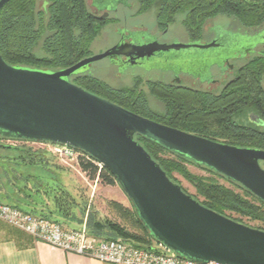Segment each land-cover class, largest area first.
Instances as JSON below:
<instances>
[{"label": "trees", "instance_id": "1", "mask_svg": "<svg viewBox=\"0 0 264 264\" xmlns=\"http://www.w3.org/2000/svg\"><path fill=\"white\" fill-rule=\"evenodd\" d=\"M136 1L139 6L137 13L153 9L161 26L174 22L179 15L182 26L192 39H199L207 19L213 18L226 6L236 7L240 22L246 27H255L264 21V0H256L259 2L254 4V19L245 17L251 11L245 10L244 5L236 6L231 0ZM42 3L46 4L45 9ZM97 19L89 11L86 0H10L0 11V54L6 63L15 66L41 70L68 67L89 55V48L104 24ZM35 48H40L44 55H36ZM258 62L256 69L251 65L243 68L244 73L232 84L236 87L231 86L225 97L197 98L195 108L183 107L181 101L168 99L165 114L156 120L218 142L264 150V127L246 120L248 114H253L264 124V58ZM83 79L106 90L109 101L141 116H151L145 102L132 88L108 89L96 79L88 76ZM152 92L159 94L155 88ZM186 108L193 112L182 113ZM193 113L205 117V122L187 125L185 118ZM175 121L180 123L173 125ZM3 138L0 136V202L56 221L65 228L80 224L86 203L82 204L81 198L73 195V188L64 179L63 166H58L50 156L54 154L43 148L28 146L30 141L27 140L23 145L8 149L2 146ZM134 139L172 181L175 180L173 174L177 173L191 183L196 190V195L191 196L205 207L231 219L233 215H239L247 220L264 222V202L239 183L205 166L199 167L207 170L211 176L198 179L184 166L187 162L195 165L190 159L140 134H135ZM159 152L169 156H160ZM78 166L90 180L107 185L118 184L113 174L105 166H99L87 153L79 155ZM174 182L177 183L176 180ZM132 213L143 234L129 232L119 223L107 219H96L93 213L87 215V229L90 234L106 239L122 237L141 246H151L148 239L152 242L155 240L138 220L133 207Z\"/></svg>", "mask_w": 264, "mask_h": 264}, {"label": "water", "instance_id": "2", "mask_svg": "<svg viewBox=\"0 0 264 264\" xmlns=\"http://www.w3.org/2000/svg\"><path fill=\"white\" fill-rule=\"evenodd\" d=\"M9 1L0 0V11ZM219 46L214 40L121 42L57 70L10 65L0 54V136L64 145L90 155L113 174L148 234L171 253L202 264H264V230L202 205L167 176L134 135L222 174L264 202L263 149L218 142L159 123L69 80L106 57L143 58L189 49L213 52Z\"/></svg>", "mask_w": 264, "mask_h": 264}, {"label": "flooded vegetation", "instance_id": "3", "mask_svg": "<svg viewBox=\"0 0 264 264\" xmlns=\"http://www.w3.org/2000/svg\"><path fill=\"white\" fill-rule=\"evenodd\" d=\"M227 1L229 0L224 2ZM231 1L236 6L244 5L245 10L251 11L245 17L254 19V4L257 5L259 1ZM42 5L43 9H45L46 4L42 3ZM86 5L89 11L98 18V22L104 23L101 32L108 29L110 30L108 31L109 33L114 34L115 41L107 46V49L121 42L136 44L139 40L145 41L146 39L156 40L158 43L171 44L174 43L171 39L177 38L176 35L169 34V23L163 27L161 26L155 11L152 14L154 16L153 28L145 27L143 23L138 25L131 24L138 17L149 11L137 13L139 6L136 0H89V2L86 1ZM236 11V7L226 6L221 12L205 22L199 40H202V43H210L214 40L220 44L219 47L213 48L216 50L208 58L201 55L193 56L191 53L185 52V50H170L143 58H129L119 55L103 59L107 60L109 69L117 71L114 73L115 76L130 78L131 82L127 87L134 89V85L142 82V86L139 88L140 92L137 93L138 96L146 95L147 93L153 94L152 89L155 88L156 90L157 87L158 90L165 91L162 92V97L172 99H179L182 96L174 94L180 90L189 92L194 98L225 97L226 92L240 76L239 72H242L243 68L248 65L256 69L259 65V59L264 58V38L262 36L264 33V21L255 27H246L240 22V14ZM212 19L222 21L211 25L209 21ZM239 35L244 38L257 37L258 42H254V44L252 42L245 46L231 43V39ZM188 37L191 38V36ZM90 55L92 54L88 56ZM95 62L89 66L91 67ZM121 69L130 71L119 73ZM134 69L139 71L135 72ZM91 73L86 70L82 73L71 75L69 80L74 83L72 79L90 75ZM262 85L264 86L263 82ZM248 115V118H250L253 114ZM254 124L259 125L255 121Z\"/></svg>", "mask_w": 264, "mask_h": 264}, {"label": "rangeland", "instance_id": "4", "mask_svg": "<svg viewBox=\"0 0 264 264\" xmlns=\"http://www.w3.org/2000/svg\"><path fill=\"white\" fill-rule=\"evenodd\" d=\"M86 1L89 2V0H86ZM38 4L40 5V2ZM153 11L154 10H149L148 12L144 13L143 15L138 17L133 22L131 21L132 22L131 24H137L138 25L140 23H143L145 27L153 28L154 27V20H153L154 16L152 15ZM180 19L181 18L178 15V17H176L174 22L169 23V31H170L169 34H173V36L174 35L177 36V38H174L171 40L173 42H182V43H195V42L196 43H202L203 42L202 40H199V39L194 40V39H191L190 37H188L190 35L188 34L187 30L182 26ZM220 21H222V20L212 19L209 21V23H211V25H213L215 23H219ZM162 27H163V25H162ZM108 31H110V30L105 29L102 32L100 30L99 34L96 36V39L93 41V43L91 45L92 48L91 47L89 48V50H90L89 54L94 55V54L102 53V52L106 51L107 46H109L111 43H113L115 41L114 34L109 33ZM254 42L255 43L258 42L257 37L244 38L241 35H239L238 37H233L231 39V43L238 45V46H240V45L245 46V45L251 44V43L254 44ZM185 52H189L193 56H195V55H201V56L207 55V56H209L212 51L189 49V50H185ZM35 54L38 56L44 55V53L40 50V48H35ZM108 66L109 65H108V62L106 59L97 61L91 67L90 66L88 67L87 70H89L92 73L90 75H86V76H88L89 78L91 77L93 79H96L97 81L101 82V84L105 85V87H107L108 89H116L117 90L120 88L127 87V85L130 84V82H131L130 78L115 76L114 73L116 70L115 71L111 70L108 68ZM130 69H132V68H130ZM125 71L127 72L130 70L121 69V70H119V73H123ZM134 71L138 72L139 70L134 69ZM243 73H244V71L239 72V75H241ZM83 78H84V76H82L80 78H74V79H72V81L74 82V84H76V85L80 84V86H83L87 89H90V90L94 91L95 94L106 99V94H105L106 90L103 91L101 88H97L96 84H95L96 85L95 86L94 84L92 85L90 83L85 82V80ZM263 84H264V80H263ZM239 85H241L240 82H239ZM134 86H133L134 89H132V90H135L136 93H139L140 92L139 88L142 86V82H139ZM232 87H236V85H234ZM127 88H130V87H127ZM160 90L161 89L158 90L156 87V92H158L159 94H148L147 93L146 95L140 96V98L145 102L146 107L151 114V116H149V119L164 124L162 121H158L156 119L157 118L160 119L165 114L166 106H167L166 101L168 99L172 100V98L162 97V95H160L162 93L161 92L162 90L161 91ZM174 94L175 95H177V94L182 95L179 99H177V98H173V99L181 101L183 107L184 106L185 107H187V106L193 107L194 106L193 108H195V106L197 105V100H196L197 98H194V96L192 97L191 94L187 91H181L180 90ZM185 112H193V111L191 109L188 110L186 108V109L182 110V113H185ZM198 116L193 113L192 115L186 117L185 121H186V123H188L187 125H194V124L200 125V124L204 123L206 120V119H204L205 117L201 118ZM246 120L248 121V123H254V121L257 122L259 124L260 128L264 127V124L259 119H257V117H255L254 115H251V117L247 118ZM175 122H173V125L180 123L179 121L176 123ZM27 144H28V146L34 147V149H39V148L42 149L43 148L44 150L48 151L45 147L38 145L37 143L28 142ZM20 145H23V144L20 143ZM159 155L163 156V157L169 156L165 152H159ZM50 156H51L53 162H57L59 164L58 166H63L62 168L64 169L63 171L65 172L64 173L65 174L64 179L66 180L67 184L70 185L73 189L76 187L74 191H76L78 198L79 199L81 198L82 204L86 203V205H85L86 209L84 211H86L88 209L89 210L88 214L89 213L95 214L94 216L96 219H99V220L107 219V220H110L112 222L119 223L120 225L124 226L129 232L135 233L137 235L144 233L141 230L140 226L138 224H136V222L133 218L131 203H130L129 199L127 198V196L124 194V192L121 190V188L119 187L118 184L107 185V184H104V183L97 181V180H90L80 170L79 167H76V165H74V164H72V166L65 165V164L61 163L56 156L53 155L54 158L52 155H50ZM260 165L262 167H264L263 162L260 163ZM184 166L186 167V169L188 170L189 173H191L193 176H196L198 179L209 178L211 176L207 170H205L204 168H201L199 166H196L190 162L185 163ZM58 170H60V169L58 168ZM173 175H174V178L177 181V183L180 186H182L188 194L196 195V190L193 187V185H191V183L186 181L184 178H182L177 173H174ZM246 199H249V198L246 197ZM84 216H85V214H84ZM232 219H235L238 222L240 221V223L246 224L248 226L255 227V228L259 227L260 229L264 230V222L247 220L246 218L241 217L239 215H233ZM116 238L123 239L122 237H116ZM148 240H150L149 241L150 244H153L151 239H148Z\"/></svg>", "mask_w": 264, "mask_h": 264}, {"label": "built area", "instance_id": "5", "mask_svg": "<svg viewBox=\"0 0 264 264\" xmlns=\"http://www.w3.org/2000/svg\"><path fill=\"white\" fill-rule=\"evenodd\" d=\"M23 142L25 141L17 138H3L1 140L2 144L10 146H18ZM30 142L45 147L61 163L69 166L74 164L79 167L78 157L85 154L64 145ZM94 161L102 166L95 159ZM0 220L24 231L36 240L102 262L112 264H202L171 253L156 241H153L151 246H141L124 239H106L90 234L85 222L82 227L77 229L65 228L56 221L31 214L2 202H0Z\"/></svg>", "mask_w": 264, "mask_h": 264}, {"label": "crops", "instance_id": "6", "mask_svg": "<svg viewBox=\"0 0 264 264\" xmlns=\"http://www.w3.org/2000/svg\"><path fill=\"white\" fill-rule=\"evenodd\" d=\"M76 188V187H75ZM75 188L73 195L76 194ZM88 209L80 224L70 228H80L86 223ZM87 227V225H86ZM0 264H112L102 262L74 252H67L0 220Z\"/></svg>", "mask_w": 264, "mask_h": 264}]
</instances>
